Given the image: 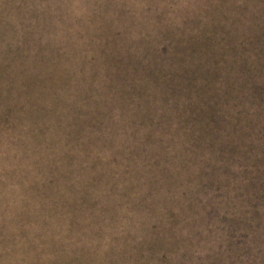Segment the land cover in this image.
Returning a JSON list of instances; mask_svg holds the SVG:
<instances>
[{
  "label": "rangeland",
  "instance_id": "rangeland-1",
  "mask_svg": "<svg viewBox=\"0 0 264 264\" xmlns=\"http://www.w3.org/2000/svg\"><path fill=\"white\" fill-rule=\"evenodd\" d=\"M36 1L45 2L46 7L56 3L54 0H0V118L7 116L8 123L13 122V129L0 131V264H33L34 256L36 264H44L49 254L55 255L56 264H139V257L143 264H225L222 256L211 250L214 246L197 237L196 229L203 221L199 222L196 216H200L211 204V198L203 186L208 181L204 162L202 170L186 181L182 173L175 174L172 164L166 166L160 163L165 167L160 177L153 175L152 169L140 168L143 159L154 157L151 153L150 157H144L146 154L142 153L124 159L120 163L129 164L132 172L137 169L144 176L141 185H145L146 192L141 197L136 194V180L132 173L126 182L117 176L119 172L114 171L112 175L110 171L99 172L90 166L95 148L81 147L80 142L66 145L67 136H81L72 125L68 126V135L66 131L55 129L56 141L53 142L50 136V147L45 152V149L35 150L31 143H35L37 136L42 143H46L44 139H48L50 129L44 134L40 130L47 120L22 116L24 120L27 119L28 123H25L28 126L15 125L14 121L20 115H30L29 107L33 106L37 108L34 115L41 110L60 116L73 113L72 107L83 109L92 106L95 99L102 97L90 80L94 77L91 74V78H78L75 95L72 79L76 76L71 75L70 71L84 70L83 64L92 68L96 62L99 63L95 67L104 68L113 64L123 68H126L124 64H135L136 69L146 72L147 81L150 77L152 84L158 85L155 90L166 93V86L162 84L175 87V81L179 82L183 74L190 72L189 78L201 76L202 73L211 77V81L206 87L205 83L200 86V80H195L188 92L197 93V87L202 94L208 90V95L218 99L220 90L216 89H219L218 85H223L236 95L238 90L236 85L232 86V82L238 78V66L264 67V0H119L121 5L116 7H110V4L118 0H87L75 16L79 24L75 28L78 30H44L48 16L43 9L33 6ZM77 1L80 0H74L76 4ZM14 10L17 12L13 13ZM212 14L218 19V26L201 30L210 24L207 20ZM13 20L18 29L4 30L1 27ZM59 47L75 56L72 62L75 67L67 68L65 78L61 75L62 65L69 61L60 63L55 57L51 60L48 54L42 55L44 48L55 49L56 52L61 49ZM160 47H165L166 52L157 51ZM106 49L127 52H112L116 56L99 57L96 61L89 58L94 50ZM166 56L169 58L166 59ZM170 58L175 62L171 68L173 73L165 70L158 73L157 70L165 67ZM142 62L150 63L148 65L152 68L144 69ZM5 66L10 68L9 77ZM169 67L167 64V69ZM20 72L29 77H33V74L49 77L54 73L57 83L51 76L53 80L42 85L24 83L20 91L15 86ZM228 72L232 78L230 85L225 80ZM127 76L131 83L115 81L105 90L104 106H113L111 103L117 101L116 97L126 96L129 92L137 94L140 100L136 98L134 101L142 105L152 101L156 93L140 96L142 84L134 74L128 73ZM64 80L71 85L67 98L72 105L56 87H61ZM90 83L88 89L86 86ZM148 86L143 84L145 89ZM260 89L264 93V82ZM86 94L93 98L85 97ZM127 99L131 100L130 96L122 102L126 107L129 105ZM118 107L112 108L116 110ZM186 113L185 109L181 110L180 120H188ZM156 126V122L151 124L149 134H143L141 129L133 130V133L142 132L137 135L138 139L148 135L155 138L154 133L159 136ZM168 127L171 126H165ZM112 129H116V126ZM13 133L17 138L11 145L8 140ZM126 133L129 134L123 130V134ZM130 137L127 142L125 138L114 140L112 145L126 148ZM250 138H245L244 144L236 142V153L244 154L248 160H255H245V164L260 165L258 169L249 168L248 173L252 172L250 180H245L244 176L241 182H245V186L253 184V190L263 194L264 186L257 184L264 179V131L256 129L254 138ZM15 142H21V145L16 146ZM143 142L146 141L141 140V144ZM150 144L151 139L147 146ZM170 150L173 149L170 147ZM206 152L207 157H213L210 150ZM235 158L238 159L237 156ZM209 161L214 165L216 158ZM181 172H184L182 168ZM218 172L219 169L215 168L211 177L216 179ZM42 175L54 179L52 190L42 189L41 184L45 182ZM241 182L236 186H240ZM177 185L188 193L183 201L189 204L188 209L183 208L181 203L169 201L176 193ZM237 189L231 186L229 194L237 193ZM235 197L233 204L237 200ZM263 200L261 198L264 203ZM226 201L228 203V198ZM153 207L159 208L157 219L146 220L139 213L140 210L151 211ZM210 238L213 240V236ZM146 246L157 253L160 251V258L151 257L149 252L140 255ZM195 247L197 252L193 253ZM54 248H57L56 252ZM162 253L166 259L161 258ZM233 264L245 263L243 259H238Z\"/></svg>",
  "mask_w": 264,
  "mask_h": 264
},
{
  "label": "trees",
  "instance_id": "trees-1",
  "mask_svg": "<svg viewBox=\"0 0 264 264\" xmlns=\"http://www.w3.org/2000/svg\"><path fill=\"white\" fill-rule=\"evenodd\" d=\"M54 1L56 3L47 7L45 6V2L36 1L33 4V6H36L38 9H43L48 16V24L45 25L44 30H78L75 28V26L79 25L75 20V16L86 5L87 0L77 1V4L74 0ZM62 1L65 3H62ZM111 1L114 2V0ZM116 5H121L119 0L112 5L110 4V7H116ZM16 12L15 10L13 11V13ZM139 16L141 17V15ZM141 19L144 20L143 17H141ZM208 19L207 22H210V24L202 27L201 30H211V28L218 26L219 21L213 14ZM1 27H3L4 30L18 29L15 20L1 25ZM191 30L196 29L192 28ZM54 50L44 48L42 55L48 54L51 60L55 57L60 63L63 61H71V63L68 62L65 63V65L61 64V75L65 78L68 73L67 68L69 66L75 67V64H72V62L75 61V56L71 55V53L69 54L66 49L64 50L61 48L56 52H54ZM166 50L165 47H160L157 51L164 53ZM117 51L127 52L116 49H106L98 52L94 50L89 58L95 61L99 59V57L110 58L111 56H116V54H112V52ZM168 58L169 56H166V59ZM43 59L46 60L44 56ZM98 63L99 62H96L92 68L83 64L84 70L80 72L76 70L74 72L72 70L70 71L71 75L74 74L76 76L75 79H72V91L75 95V88L78 84L76 80H78V78H91V74L94 77V79L91 78L90 80L93 81L95 88L99 89L102 93V97L99 100L95 99L92 106L84 107L83 109L73 108L71 106L74 112L65 116H60V114L57 115V113L53 114L51 111L41 112V110L35 112L34 115V110L37 108L33 106V108L29 107L31 110L30 115L23 114L15 119V125L18 126H28L25 123H28L27 119L24 120L22 116L27 118L31 117L32 119L43 117L47 120V123H45L40 131L44 134L47 129H50V134L47 140L43 138L46 143H42L39 139L40 137L37 136L35 143H31L32 146L35 147V150L44 151L45 149V152L48 151L50 147L49 143H51L49 139L50 136H52L53 142L56 141L57 138L55 136V129H59V132L66 131L68 135V126L72 125L76 128L77 133H81V136L80 138H71L67 136V140L65 141L66 145L71 142L74 144L80 142L79 145L81 147L86 146L95 148L96 153L93 154L94 160L90 166L99 172L110 171V175H112L114 171L119 172L117 176L126 182L130 178V173H132L136 180V194L141 197L143 192H146L145 185H143V187L141 185L144 176H142L137 169L132 172L129 164L120 163L124 159H129V157L133 155H140L142 153L146 154L144 157H150L149 153H151L154 157L143 159L140 163V168L144 170L148 168L152 169L154 171L153 175L160 177L161 171L165 168L164 166H160V163H164L166 166L172 164L175 174L182 173L186 181L192 174H197L202 170V164L204 162V171L207 174L208 181L207 184H203V186L206 189L207 195L211 198V204L207 205L200 216L197 215L198 211L195 212L197 220L199 222L203 221V224L196 229L197 237L200 241L204 242L207 240V244L214 246L211 250L214 253L220 254L225 264L236 263L238 259H243L245 264H264V258H261L264 257V203L261 201V198L264 199V193L260 194L255 192L253 190V184L245 186V182H241L244 176L245 180L249 181V176L252 174V172L248 173L249 168L256 167L258 169L260 164H245V160L249 162H254L255 160H248V157H245L244 154L238 155L236 153V151L238 152V148L235 145L237 143L244 144L245 138L248 139L251 137L250 139L252 140L256 129L264 131V93H262L260 89L262 82H264V67L260 68L259 66L248 64L239 65L238 78L232 82V86L236 85V89L238 90L237 94L233 95L232 92L226 90L225 86L218 85L220 87L216 90H220V93L218 99H215L211 95H208V90L207 92L205 91V94H202L200 92L201 89L197 87V93L188 92L191 91L193 86L192 82L195 83V80H200V86L201 83H205L207 87L208 81H211V77L202 73L201 76L189 78L190 72H186L181 76L182 78L179 82L175 81V83H177L175 87L171 86L172 84H162V86H166V93L158 89L155 90V87L158 85L155 86L152 84L150 77L149 81H147V77H145L146 72L142 71V73L141 70L136 69L135 64H124L126 68L120 67L119 64H113L109 68H104L102 66L95 67ZM142 63L144 64V69H150L151 65H148L150 63ZM167 64L171 66L168 69ZM174 64L175 62L170 58L169 61L166 62V66L159 68L157 71L158 73H163L165 70L169 74L171 72L173 73L171 68H173L172 66ZM47 66H44V68ZM5 67L8 68L7 77H9L11 75L10 68L8 66ZM128 73L134 74V77L142 84L140 96L156 93L152 96V101H149L152 106H149V102L147 105H142L140 102L134 101L136 98L138 99L139 96L131 92L126 96L119 95L116 97L117 101L111 103L113 106L119 105L116 110L112 108L113 106H104L102 100H104L106 96L105 90L109 88L110 84L115 83V81L124 84L127 82L131 83V80L127 76ZM20 74L21 75L15 82V86L20 91L23 90L24 83L31 82L35 85H42L53 79L54 82L57 83V76L54 73L53 75L51 74L53 79H51V76L47 77L45 74H33V77H29V75L26 76L21 72ZM225 80L226 82L228 81L230 85L232 78L229 72ZM155 81L158 80L155 79ZM165 81L166 80L163 82ZM132 83L135 82L132 80ZM143 84H148V88H143ZM90 85L91 83L86 87L89 89ZM26 87L28 86H25V88ZM56 87L60 90L63 97L67 99L69 104L72 105L71 100L67 98L68 90L71 88L69 82L64 80L61 87ZM119 91H121V89ZM88 95L89 94H86L85 97L93 98ZM128 96H130L131 100L127 99L129 105L126 107L122 102H124ZM138 100H140V98ZM108 104L110 105V102H108ZM182 109L187 111L188 120H180L179 114ZM219 114L221 116L218 117ZM154 122H156V127L159 128V136L154 133L156 139L151 138L150 135L144 136L142 139L136 138L137 135L142 134V132L143 134L146 132L149 134L151 130L150 126ZM162 122H164V124H162ZM142 123L143 125H139ZM12 124L13 122L8 123L7 116H2L0 118V131L13 129ZM32 125L33 123L31 122V127H33ZM166 125L171 127L167 129L165 128ZM192 125L196 126L191 128ZM34 126L36 127L35 124ZM113 126H116V129H112ZM136 129H141L142 132L139 130L134 134L133 130L135 131ZM123 130H127L128 133L131 132L129 134L126 133V135L123 134ZM185 130H189V132ZM1 136L2 133L0 134V139ZM12 136L13 139H11ZM231 136L234 138H231ZM20 137L21 134L19 135V138ZM129 137L130 143L126 145V148H122L119 145H112L114 140L125 138L127 142ZM16 138V133H13L8 140V144L12 143L11 145H14L13 140ZM74 139H76V141ZM150 139L151 144L147 146ZM141 140L147 143L143 142L141 144ZM166 140L168 142L165 145ZM15 145H21V142H15ZM170 147L173 150H170ZM207 150H210L212 153L211 156L216 158L214 165L213 162L209 161L213 160V157H207ZM52 153L53 152H51V154ZM236 156L238 159L235 158ZM181 168L184 172H181ZM215 168H218L219 172L215 176L216 179H213L211 177V172ZM209 178L211 181H209ZM42 180L45 181L41 184L42 189L47 188V190H52L53 185H55L54 179L42 175ZM239 182H241L240 186H236ZM47 185L49 186L47 187ZM257 185L264 186V179L261 183L258 182ZM231 186L238 188L236 190L237 193L229 194ZM182 188L183 187L180 185H177L176 193L174 195L172 194V198L169 201L175 204L181 203L183 208L187 207L188 209L189 204L183 203L188 193L186 190H182ZM252 194H254L255 197H253ZM235 196H237V200L233 204L236 199ZM227 198L228 203L226 201ZM139 213L142 217H145L146 220L157 219L160 215L158 207L156 209L153 207L151 211L140 210ZM182 220L183 215H181V221ZM212 236L213 240H210ZM136 249L139 252V247ZM196 249L197 247H195L192 252L194 253ZM217 250L220 252H217ZM53 251L56 252L57 248H54ZM148 252L150 256L154 258L160 254V251L157 253V251L153 249L150 250L147 246L144 247L143 252L139 254L144 256L143 253L147 254ZM198 255L200 256L201 253L199 252ZM161 258L166 259L164 253L161 254ZM47 259L48 261L44 262V264L57 263V258L53 254H49ZM138 260H140L139 264L144 263L140 257ZM33 264H36L35 256L33 258Z\"/></svg>",
  "mask_w": 264,
  "mask_h": 264
}]
</instances>
